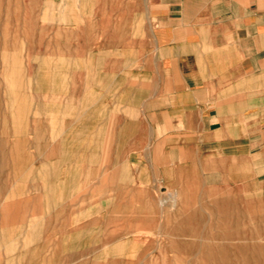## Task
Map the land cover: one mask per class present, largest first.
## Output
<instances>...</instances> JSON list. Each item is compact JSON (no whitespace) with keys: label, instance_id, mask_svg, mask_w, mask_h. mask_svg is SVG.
Segmentation results:
<instances>
[{"label":"rangeland","instance_id":"rangeland-1","mask_svg":"<svg viewBox=\"0 0 264 264\" xmlns=\"http://www.w3.org/2000/svg\"><path fill=\"white\" fill-rule=\"evenodd\" d=\"M139 9L0 0V264H264V186L250 162L98 134L107 120L91 108L73 124L79 98L137 74L123 68L138 62L125 49L142 41Z\"/></svg>","mask_w":264,"mask_h":264},{"label":"crops","instance_id":"crops-1","mask_svg":"<svg viewBox=\"0 0 264 264\" xmlns=\"http://www.w3.org/2000/svg\"><path fill=\"white\" fill-rule=\"evenodd\" d=\"M130 1L144 28L125 49L138 62L123 70L137 74L114 78L92 104L79 98L73 124L81 128L93 110L107 120L101 135L117 127L130 131V144L146 133L192 159L203 151L230 167L250 162L263 189L264 0Z\"/></svg>","mask_w":264,"mask_h":264},{"label":"bare ground","instance_id":"bare-ground-1","mask_svg":"<svg viewBox=\"0 0 264 264\" xmlns=\"http://www.w3.org/2000/svg\"><path fill=\"white\" fill-rule=\"evenodd\" d=\"M48 1H49V0H48ZM61 1H62V0H61ZM63 1H64V0H63ZM65 1H66V0H65ZM74 1H75V0H74ZM50 2H51V1H50ZM53 3H54V2H53ZM62 3H63V2H62ZM65 3H67V2H65ZM63 4H64V3H63ZM68 4H69V3H68ZM74 4H75V3H74ZM65 6H66V4H65ZM53 7H54V6H53ZM46 10H47V9H46ZM47 16H48V15H47ZM44 17H45V16H44ZM64 18H65V17H64ZM58 29H59V28H58ZM4 40H5V39H4ZM32 40H33V39H32ZM22 42H23V41H22ZM23 45H24V42H23ZM23 45H22V46H23ZM23 47H24V46H23ZM23 49H24V48H23ZM19 51H20V50H19ZM0 52H2V51H0ZM6 52H7V51H6ZM14 52H15V51H14ZM14 52H13V53L10 52V53H12V56H13ZM3 55L5 56L6 54H3ZM14 55H15V54H14ZM10 57H11V56H10ZM13 58H14V61H17V58H18V57H17V58H16V57H13ZM13 58H11V59H13ZM15 58H16V60H15ZM8 61H9V59H8ZM14 61H10V62L12 63V62H14ZM20 62H22V59H21ZM15 63H16V62H14V64H15ZM17 64L20 65L19 61H18ZM22 64H23V63H22ZM7 66H9V65H7ZM11 66H12V64H11ZM12 67H13V66H12ZM18 67L20 68V66H18ZM4 68H5V67H4ZM10 68H11V67H10ZM14 68H16V67H13V69H14ZM19 68H18V70H19ZM11 70H12V68H11ZM11 70H10V71L8 70V72H9V73H10V72L12 73L13 70H12V71H11ZM16 70H17V68H16ZM16 70H14V72H13L14 74L16 73V72H15ZM18 70H17V72H18ZM9 73H8V74H9ZM11 73L8 75L9 77H10ZM24 73H25V72H24ZM12 76H13V74H12ZM18 76L21 77L20 75H18ZM19 77H18V78H19ZM5 78H6V77L4 76V80H6ZM11 79H12V78H11ZM6 81H7V80H6ZM13 81H14V79H13ZM19 81H20V80H19ZM19 81H18V82H19ZM27 81H28V80H27ZM29 81H30V80H29ZM29 81H28V82H29ZM11 82H12V81H11ZM11 82H7V83L9 84V86L12 85V84H10ZM15 82H17V81L15 80ZM20 82H21V81H20ZM14 84H15V83H14ZM23 84H24V83H23ZM18 85H19V83H18ZM18 85H17V86H18ZM5 86H6V85H5ZM12 87L14 88V87H16V86L14 85V86H12ZM18 87H19V86H18ZM16 88H17V87H16ZM24 88H25V86H24ZM24 88H23V89H24ZM25 89H26V88H25ZM25 89H24V90H25ZM13 92H14V91H13ZM17 92H18V91H17ZM21 93H22V92H21ZM13 94H14V93H13ZM21 95H22V94H21ZM21 95H20V97L25 96V95H22V96H21ZM16 97H17V93H16ZM22 98H23V97H22ZM15 99H16V98H15ZM20 99H21V98H20ZM18 100H19V99H18ZM23 100H24V99H23ZM11 101H12V100H11ZM11 101H10V103H11ZM19 101H21V100H19ZM19 101H18V103H19ZM23 102H24V101H23ZM23 102H22V103H23ZM20 103H21V102H20ZM18 105H19V104H18ZM20 105H21V104H20ZM22 105H23V104H22ZM85 105H86V104H85ZM26 106H27V105H26ZM23 107H24V105H23ZM21 108H22V107H21ZM24 108H25V107H24ZM17 109H19V108L17 107ZM25 111H27V110H25ZM33 111H34V110H33ZM13 112H14V111H13ZM15 112H16V110H15ZM23 113H24V112H23ZM11 114H13V113L11 112ZM27 114H28V113H27ZM34 114H35V113H34ZM38 114H39V113H38ZM18 115H19V113H18ZM20 115H22V114H20ZM20 115H19V116H20ZM11 116H13V115H11ZM22 117H23V116H22ZM57 117H58V116H57ZM12 118H15V117L13 116ZM16 119H17V117H16ZM16 119H15V121H16ZM18 119H19V117H18ZM18 119H17V120H18ZM20 121H21V120H20ZM17 122H19V121H17ZM15 123H16V122H15ZM15 123H14V124H15ZM17 124H18V123H17ZM19 124H20V123H19ZM15 125H16V124H15ZM20 125H21V124H20ZM20 125H18V126L20 127ZM16 126H17V125H16ZM21 127H22V126H21ZM14 129H17V128L14 127ZM14 129H13V130H14ZM18 129H19V128H18ZM18 129H17V130H18ZM13 132H14V131H13ZM17 132H18V131H17ZM17 132H16V133H17ZM57 149H58V148H57ZM66 150H67V149H66ZM57 151H58V150H57ZM69 152H70V151H69ZM69 152H68V153H69ZM61 162H62V160H61ZM67 168H68V167H67ZM48 170H49V168H48ZM96 173H97V171H96ZM101 173H102V172H101ZM46 187H47V186H46ZM51 187H52V186H51ZM12 188H13V186H12ZM41 190H42V189H41ZM25 193H26V192H25ZM9 196H10V195H9ZM7 197H8V196H7ZM15 209H16V207H15ZM15 213H16V212H15ZM13 214H14V213H13ZM22 215H23V214H22ZM11 216H12V215H11ZM27 229H28V228H27ZM1 230H2V229H1ZM33 231H34V230H33ZM148 232H149V231H148ZM148 232H147V233H148ZM0 233H1V232H0ZM32 234H34V233H32ZM2 237H3V235H2ZM13 238H14V237H13ZM27 239H28V237H27ZM31 239H32V238H31ZM3 240H4V239H3ZM13 243H14V242H13ZM3 244H4V243H3ZM8 251H10V249H9ZM8 253H10V252H8ZM33 254H34V253H33ZM50 258H51V257H50Z\"/></svg>","mask_w":264,"mask_h":264}]
</instances>
